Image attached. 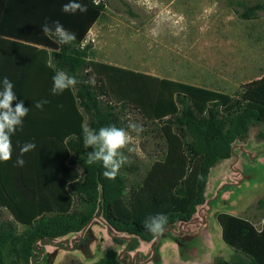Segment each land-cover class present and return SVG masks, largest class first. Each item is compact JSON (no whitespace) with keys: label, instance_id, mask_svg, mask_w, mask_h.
I'll return each instance as SVG.
<instances>
[{"label":"trees","instance_id":"16d2710c","mask_svg":"<svg viewBox=\"0 0 264 264\" xmlns=\"http://www.w3.org/2000/svg\"><path fill=\"white\" fill-rule=\"evenodd\" d=\"M69 2L17 0L13 11L5 9L0 24V40L52 50V66H45L51 89L57 71L81 81L62 94L48 96L56 109L67 111L63 135L22 138L19 149L27 142L36 145L26 153L34 159H24L23 167L17 166V159L0 162V213L6 210L12 216L5 220L0 214V264H38L45 254L43 246L84 231L96 218L103 219L110 235L114 231L130 236L127 251L136 249L139 241L153 242L152 252L157 255L155 241L172 237L171 229L191 222L206 203L212 168L230 159L234 144L246 140L253 127L264 125V74L231 95L99 62L87 37L102 16L104 3L76 0L87 5V12H62ZM261 10L264 2L244 6L240 17L251 20ZM55 21L75 33L71 44H59L55 36L42 32L43 24ZM93 75L94 86L82 83ZM19 83L23 97L28 82ZM128 109L157 125L165 150L140 180L132 179L141 168L129 158L117 177L109 180L101 163L86 164L93 149L83 146L82 129L115 125L127 130ZM124 154L128 157L127 149ZM158 213L169 219L164 233L154 236L144 222ZM217 221L223 241L238 256L219 258L215 264H264V221L261 229L226 213L218 214ZM93 264L145 263L126 261L110 249Z\"/></svg>","mask_w":264,"mask_h":264},{"label":"rangeland","instance_id":"374dc122","mask_svg":"<svg viewBox=\"0 0 264 264\" xmlns=\"http://www.w3.org/2000/svg\"><path fill=\"white\" fill-rule=\"evenodd\" d=\"M95 2H103L104 11L90 30L87 43L93 46L99 62L231 95L264 74V10L251 20L240 17L244 6L264 0ZM125 117L145 129L138 138L132 133L130 147L135 151H128V158L141 168L132 179L140 180L163 156L164 142L155 123L147 122L133 109H128ZM220 213L245 218L257 229L262 227L264 125L253 127L246 140L234 144L233 156L212 168L206 203L198 208L191 222L177 223L170 231L172 237L155 241L157 255L152 252L153 242L142 241L130 250L136 251L137 257H126L127 247L121 257L145 264H215L219 258L235 260L238 254L222 239L217 221ZM0 214L5 220L12 219L6 210ZM99 220L95 219L94 225L102 229L100 236L107 238L105 222ZM92 234L82 231L43 246L48 255L38 259V264L97 261L112 249V243L101 237L96 241ZM112 234L124 236L123 240L130 238L127 234ZM166 240L170 245L164 244Z\"/></svg>","mask_w":264,"mask_h":264},{"label":"clouds","instance_id":"9594fccd","mask_svg":"<svg viewBox=\"0 0 264 264\" xmlns=\"http://www.w3.org/2000/svg\"><path fill=\"white\" fill-rule=\"evenodd\" d=\"M87 10V5L76 2V0H70L69 3L62 6V12L69 14H75L78 11L85 13ZM41 30L45 35L55 36L57 42L62 45L71 44L76 39L75 33L67 31L59 21H55L52 25L45 23L41 26ZM52 80L51 92L53 95L62 94L65 90L75 87L77 83H81L75 76H70L65 71H57ZM82 83L94 86L96 83L95 76H90L88 80L82 81ZM13 89V83L4 77L0 82V162H7L12 158L11 137L18 127H22L23 120L29 112L23 101L16 103L13 107V101L17 99ZM47 102L46 100L38 101L35 107L43 109ZM144 131L143 125L135 122H129L127 130L115 125L101 127L98 130L84 126L82 129L83 146L86 149H93L86 155V164L91 166L101 163L104 168V177L114 180L121 168L129 163L124 150L135 151L134 147H130L133 142L132 133H135L138 138ZM35 147L36 145L32 142H27L20 147L19 156L16 160L17 166L23 167L25 164L24 154L34 150ZM200 178L198 177V179ZM168 219L166 214L158 213L148 217L144 222V227L152 235L159 236L164 233Z\"/></svg>","mask_w":264,"mask_h":264},{"label":"crops","instance_id":"0c3cea01","mask_svg":"<svg viewBox=\"0 0 264 264\" xmlns=\"http://www.w3.org/2000/svg\"><path fill=\"white\" fill-rule=\"evenodd\" d=\"M16 2L17 0H0V24L2 23L3 16L6 15L5 9L8 8L13 11ZM46 65L52 66L51 49L43 47L42 45H34L25 42L0 40V82H2L4 77H7L14 85V92L17 87L18 91L15 92L17 99L13 101V107H15L16 103L23 101L24 106L29 109L28 115L23 120L22 127H18L15 134L11 137L13 153L9 161L17 159L19 156V145L22 138L35 136L36 134L40 136H49L52 134L62 136L65 129H67V111H63L62 108L56 109L49 101L50 98L48 96L51 95V87L47 85V82L50 81L51 75L47 72L45 68ZM21 80L28 82L26 85L28 91L23 93V97L19 89L21 87V83L19 82H21ZM41 97L48 102L43 109H37L35 104ZM23 159H34V155L25 154ZM96 219L99 220V218ZM94 221L84 231L89 230L94 232V235H92L96 241L99 237L107 243H109L108 241L110 240L112 243L110 248L121 254L128 240L119 242L112 240L108 234L109 232L106 224H104V226L106 227L107 238L100 236L102 229L99 226L96 227ZM165 243L170 245L169 240H166L164 244ZM105 254L106 253H103L100 258ZM124 254L127 255L126 257H129V255L137 257L136 255H139L136 251H127ZM47 255L48 252L46 251L39 259L41 260ZM93 263L94 262H86L85 264Z\"/></svg>","mask_w":264,"mask_h":264}]
</instances>
